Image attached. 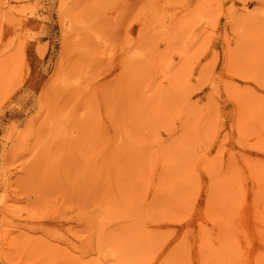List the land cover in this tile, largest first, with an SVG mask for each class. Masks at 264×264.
Instances as JSON below:
<instances>
[{"label": "rangeland", "instance_id": "374dc122", "mask_svg": "<svg viewBox=\"0 0 264 264\" xmlns=\"http://www.w3.org/2000/svg\"><path fill=\"white\" fill-rule=\"evenodd\" d=\"M0 264H264V0H0Z\"/></svg>", "mask_w": 264, "mask_h": 264}]
</instances>
